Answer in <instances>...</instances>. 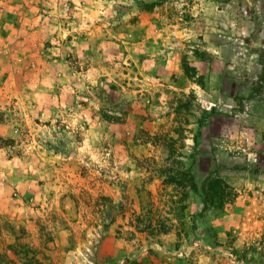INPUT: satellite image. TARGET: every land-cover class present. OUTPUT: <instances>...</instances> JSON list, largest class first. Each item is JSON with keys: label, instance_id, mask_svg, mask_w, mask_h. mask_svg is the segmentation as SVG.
<instances>
[{"label": "rangeland", "instance_id": "obj_1", "mask_svg": "<svg viewBox=\"0 0 264 264\" xmlns=\"http://www.w3.org/2000/svg\"><path fill=\"white\" fill-rule=\"evenodd\" d=\"M263 72L264 0H0V122L69 163L0 264H264Z\"/></svg>", "mask_w": 264, "mask_h": 264}, {"label": "crops", "instance_id": "obj_2", "mask_svg": "<svg viewBox=\"0 0 264 264\" xmlns=\"http://www.w3.org/2000/svg\"><path fill=\"white\" fill-rule=\"evenodd\" d=\"M16 137L13 127L1 121L0 140H3L4 144L0 145V229L3 228L4 222L10 221H31L32 224V216L24 212L27 207L28 211L31 208L25 204L26 202L21 197L14 196V191H22L28 194L46 191L51 198L49 204L54 206L61 198L59 192L67 191V183L69 182L67 180L69 177L64 174V168L69 164L64 156L66 152L60 153L62 155L60 158L58 151L48 150L44 162L37 155L33 154L32 156L29 151V154L26 155L20 151L16 153L18 145L13 144L16 143ZM75 152L77 153V151ZM57 169L58 174L56 173ZM42 178L45 180L41 182ZM38 229L39 227L32 226L33 233ZM72 232L73 229L68 222L55 227L54 244H50L54 247L57 245L56 249L64 248ZM9 233L10 230H3L5 236Z\"/></svg>", "mask_w": 264, "mask_h": 264}, {"label": "trees", "instance_id": "obj_3", "mask_svg": "<svg viewBox=\"0 0 264 264\" xmlns=\"http://www.w3.org/2000/svg\"><path fill=\"white\" fill-rule=\"evenodd\" d=\"M262 76H264V72H263ZM193 185H194L195 187H197L196 182H194Z\"/></svg>", "mask_w": 264, "mask_h": 264}]
</instances>
